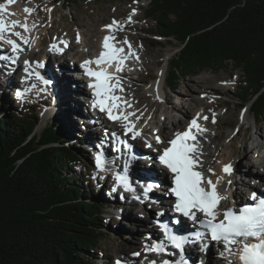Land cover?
I'll return each instance as SVG.
<instances>
[{
	"label": "trees",
	"instance_id": "obj_1",
	"mask_svg": "<svg viewBox=\"0 0 264 264\" xmlns=\"http://www.w3.org/2000/svg\"><path fill=\"white\" fill-rule=\"evenodd\" d=\"M133 1L149 2L148 42L179 49L167 62L169 89L231 66L243 74L234 101L264 122V0ZM8 113L0 104V264H90L82 256L96 255L108 224L103 195L75 170L83 149L70 145L60 115L37 134V113Z\"/></svg>",
	"mask_w": 264,
	"mask_h": 264
},
{
	"label": "rangeland",
	"instance_id": "obj_2",
	"mask_svg": "<svg viewBox=\"0 0 264 264\" xmlns=\"http://www.w3.org/2000/svg\"><path fill=\"white\" fill-rule=\"evenodd\" d=\"M23 1L29 2L32 0ZM35 1L39 9L37 16L38 18L42 17L44 19L41 26L43 24L45 27H40L42 28L41 36L44 39L42 40V43H40V46L37 47L34 53V58L39 59L42 56L41 53L43 48L47 47L49 44L48 37L57 32L67 34L74 38L75 27L78 26L82 28L84 36L88 37V42L97 43L98 40L104 36L105 32L102 34L104 26L111 24L115 20L120 22L123 20L126 23L131 24V26L135 25L133 26L134 28L129 27V29H120L119 31L120 35L125 38L132 37L136 42V53L142 54L141 62L135 67V69H133L130 79L126 80L127 83L132 85L129 94L135 95L136 104L138 105L139 103L142 108H147V114H151V116L153 112H156V115H154V118H156V124L162 123L166 118L164 128L167 132L171 129V126H175L176 124H179L178 127L180 129V123L177 122L183 118L187 111L192 112L190 114V116H192L194 112L201 107L203 109L205 108L206 112L212 111L213 108H218L216 113L218 117L213 116L209 119L210 135H208V138L203 142V152L207 155H214L215 157H208L206 158V161H215V159L217 160L223 154L229 153L233 154L232 156L234 160L237 158V161L239 160V156L243 162L246 158V162L248 161L250 163L249 168L254 174H260V172L264 170L261 168L264 156L260 157V151L264 148V122L258 124L255 128V117L250 106H247L242 110V108L238 106L239 103L234 101L236 89L243 80L242 71L235 70L233 67L228 66L220 73L204 72L196 77L186 78L176 91L169 89L167 87V62L176 52L179 51V49H175L176 47H172L168 44L163 48L155 47L148 42L149 36L146 31L155 24L146 18V11L149 5L148 1H142L139 5H136L133 0H113L110 2L84 0L80 1L75 8L70 9L66 8L63 0ZM134 10L135 14L133 15ZM129 17H131V22H129ZM48 20H52L53 25H51ZM159 40L162 41V39ZM97 47L96 44V48ZM77 50L78 49H75L71 53L72 56H70L72 59L77 56ZM70 56L67 57L70 58ZM64 62L67 63L66 60ZM67 66L68 65H66V67ZM162 73H165V83L162 90V96L165 98L164 103L157 101L153 96L154 94L150 91L151 88H149L150 85L159 79ZM65 76L71 79L72 75L71 73H67ZM79 86L82 85H78V88ZM206 93L212 94V96L208 99L203 97V99L202 94ZM5 96L6 94L3 92L2 88L0 93V103H3L4 101V103L8 105L9 116L17 113L20 115L25 113L30 115L32 110H35L21 111L20 109H23L26 105L22 108V105L11 102L9 100L11 97ZM79 105L82 109L87 108L83 106V103L82 105L81 103ZM74 106V102L70 99L67 103L68 109L63 110V114L68 115L66 119L67 122L64 123V133L69 134V136H67L70 140V145H77L83 139L82 137L88 136L90 146L96 148L97 145L93 146V144H96L98 140L96 134L99 136V131L101 129L97 130V126V128L95 127L92 130L91 128L86 129L83 127L84 125L81 121L72 119ZM183 106L184 108H181ZM43 111L44 107H41V112L39 111V113L42 114V118L40 117L42 121H40V125L36 130L37 134H40L43 131L48 120L45 119L46 117ZM69 115H72V118ZM7 116L8 115L4 117ZM213 119L215 120V123L212 122ZM249 126L251 127L250 129H248ZM84 129L90 131L84 132ZM79 145H81V143ZM233 146H235L234 150L232 148ZM142 147L143 149L145 148L143 143ZM255 147L256 150H258L256 152L254 150ZM88 150L89 151L87 152L83 150L81 156L83 164L82 168L76 166L75 170L80 173L82 172L84 175L89 173L90 192H93V195H95L96 192L94 191L96 190L102 192L101 195H103V198L100 202L102 204L104 203L106 208L105 212L107 213V216L108 213L110 214L108 217L110 219L108 222V228L106 229L105 240L99 246L96 255L90 256L86 254L82 256V258L90 264H115L116 258L130 257V253L135 252L136 247L138 246L136 243L137 239L141 236L144 238V233H146L145 229H141V227L139 229L138 227L141 225L140 223H142L141 221L144 219V216L148 215V213L155 218L156 209L155 207L150 206L149 209L145 210L140 205H138V209H135L134 204V206L126 208L127 211L124 213L126 218L124 220H122L123 218L119 220L117 215L111 213V209H109V207H112V201L108 199L111 194V184L107 183V181H102V179L99 183L95 182L93 176L95 160L92 158L93 153H91L89 148ZM242 166L245 165L243 164ZM79 168L82 170L80 171ZM245 171L247 170L242 169V172H244L245 175L242 176L240 185H237L239 193L243 192V190H247L243 181L248 183H251L250 181L253 182V178H250L249 175L247 176V172ZM84 187L88 192L86 184ZM108 205L109 207H107ZM127 212L128 214L130 213V216ZM128 219L130 220L128 221ZM134 227H136L137 231ZM133 236L138 238L135 239ZM217 253L218 251L215 247L210 250V257L213 256V258L210 259V264H218L215 263V260H217ZM226 264H228V261Z\"/></svg>",
	"mask_w": 264,
	"mask_h": 264
},
{
	"label": "snow or ice",
	"instance_id": "obj_3",
	"mask_svg": "<svg viewBox=\"0 0 264 264\" xmlns=\"http://www.w3.org/2000/svg\"><path fill=\"white\" fill-rule=\"evenodd\" d=\"M14 2L15 0H7V4H0V44H7L14 54V57H0V59H12L13 62L19 58V53L23 51L17 41L25 44L30 42L29 38L23 36L21 31H16L18 27H22L24 32L30 31L26 22L20 25L17 22L5 20L6 14L11 15L6 13L7 8ZM24 11L30 14L32 9L25 8ZM134 14L135 10L133 11ZM129 22H131V17H129ZM116 26H118V22L113 21L112 25L106 27L109 31H114ZM13 36L17 39L13 40L11 38ZM114 39V36H105L103 51L96 59L85 60L81 67L84 68L85 75L95 81L89 84V87L93 89V107L106 113L110 120L123 122L128 121L129 116L134 115V113L124 112L120 103L122 97L116 95L117 89L123 92L121 78L117 74L123 70L129 56H135L136 54L132 51L130 44L128 53L124 54L123 48H117L111 43ZM77 42H79V36H77ZM123 43L128 44V41L125 39ZM50 50L60 51L55 44L52 45ZM25 64V71L28 72L27 62ZM90 65H96L99 70H94ZM109 67H114L115 73L109 72ZM28 74L31 75V73ZM36 78L42 79L38 73ZM44 84L48 85L49 81L44 80ZM22 95L23 93L17 92V96ZM124 104L128 107L131 106L127 101H124ZM200 118L199 116L193 118L186 131L176 133L175 139L168 142L170 146L163 149L158 156V160L172 174L170 193L175 197V211L194 224L199 225V228L205 231H197L195 239H191L188 236L174 232L165 223L158 221V226L163 230L167 244L180 254V259L175 264H188L183 257L185 246L196 242V240H204L207 237L223 246L220 256L227 259L228 264H233V260L229 259L230 257L238 258L240 264H264V196L252 192L250 200L254 202L253 204L244 205L239 209L221 210V202L227 199L225 195L218 191V185L223 180V176H218L213 181L202 170L203 165L200 160L202 152L198 136H203L207 130L198 123ZM202 119L208 120V117L204 116ZM212 122L215 123V120L213 119ZM124 128L125 134L131 133L132 139H136L141 135L139 131L135 130V125L132 123H125ZM121 143L124 144L125 148H129L126 142ZM156 143H163L159 136L156 137ZM148 147H152V145L148 144ZM132 159H135V156H130L129 160L125 162L123 173L114 172L113 178L116 183L112 191L115 192L118 188H122L125 192L133 193L134 199L140 200V197L135 194V189L132 187L126 172ZM109 165L110 162L102 153L95 156V166L99 172L109 171ZM207 172L215 175L211 168ZM222 172L227 176H231L233 173L232 165H224ZM227 183L231 184V181L229 180ZM154 186L153 184L144 186L145 199H148V193ZM159 215H163V213ZM146 251L157 254L163 253L166 251L165 242L158 241L146 245ZM139 255L140 253H133L134 257ZM115 264H126V262L117 259ZM152 264H156V262L153 261ZM164 264H169V262L165 261Z\"/></svg>",
	"mask_w": 264,
	"mask_h": 264
},
{
	"label": "bare ground",
	"instance_id": "obj_4",
	"mask_svg": "<svg viewBox=\"0 0 264 264\" xmlns=\"http://www.w3.org/2000/svg\"><path fill=\"white\" fill-rule=\"evenodd\" d=\"M17 1H20V0H17ZM14 10H15V13L18 15V16H21V15H23V12H21V10L19 9V6L17 5L15 8H14ZM29 28H30V31H28V32H26L25 33V35H23V36H25V37H27V38H29V40H30V42H31V40H35V36H36V32H37V30H38V26L37 25H35V27H33V25L31 24L30 26H28ZM88 37H83L82 38V41H81V43H80V45H76V49H78L77 50V56L76 57H74L73 59L71 58V56H72V54H69L68 56H70V58L69 57H67V59H66V61H67V64H68V66H70V63L71 62H82V61H84V60H86V59H88V58H90V56H92V55H95L97 52H96V50H97V48L102 44V40H103V38L102 39H100V40H98V42L97 43H94V42H88ZM40 43H41V39L36 43V44H34V45H30V44H27V47H28V51H29V53H28V57H31L32 56V52L34 51V49H36L37 47H39V45H40ZM96 44H97V48H96ZM96 49V50H95ZM96 52V53H95ZM65 66V65H64ZM60 69H65V67H61ZM68 72H65V73H60V72H57V71H55V70H53V77L51 78L52 79V84L51 85H48L47 87H46V89H48V91H49V94H50V91H51V95H50V100L48 101V104H49V110H47L46 112H45V117L47 118L48 116H50V115H52L53 113H55V112H58V113H60V118H61V121L62 120H64V122L66 123L67 122V117H68V115H64L63 114V110H66V109H68L67 108V103H68V101L71 99L73 102H74V110H73V116L72 115H69L72 119H77L78 121H81L82 123H83V127H85L86 129L87 128H91V129H93L94 128V126H91V125H88L87 124V117H86V115H85V113H84V111L85 110H83L82 108H81V106L79 105L80 103H81V105H82V103L83 102H81L79 99H78V95H77V93L75 92V89H74V79H76V80H79V76H81L80 75V73H78V74H76L75 76L74 75H72L71 76V79L70 78H67L66 76H65V74H67ZM128 77H130V75H127V78ZM165 73L163 74H161V76L159 77V79L157 80V81H155L152 85H150L149 86V88H151L150 89V91H151V93L152 94H154V96L157 98V99H159V98H162V90H163V85H164V80H165ZM0 83L1 84H5L6 82H7V79L4 77V76H0ZM73 82V83H72ZM71 84H72V87H71ZM71 87V88H70ZM58 89V92H57V94L55 95V89ZM83 87L82 86H79V90H83L82 89ZM130 99H133V95H132V97L130 98ZM197 102V101H196ZM42 103H45V101H43ZM199 103V102H198ZM200 104V103H199ZM83 106H85L86 107V105L83 103ZM181 108H184V106L183 107H181ZM41 110V107L39 108V106L36 108V110ZM58 110V111H57ZM197 111V110H196ZM180 112H181V110H180ZM186 112V111H185ZM192 112H190V111H187L186 112V114L183 116V118L180 120V121H178L177 123H180V127L186 122V120L190 117V114H191ZM47 115V116H46ZM248 117V116H247ZM104 117H103V115H101V114H99V116H98V119H103ZM152 119V118H151ZM151 119L149 120V119H147V120H145V121H151ZM69 120V119H68ZM64 122H61V127L63 128L65 125H64ZM107 123H106V121H104L103 122V124L101 125V126H103V127H105V125H106ZM164 124H165V122H164ZM164 124H163V126H162V129H161V135L159 136L160 137V139L163 141V142H165V141H167L169 138H170V136H169V134H170V132H167L166 131V129L164 128ZM73 125V124H72ZM179 125V124H178ZM178 125L176 124L175 126H176V130H179V127H178ZM96 126V125H95ZM114 128H116V127H119L118 125H112ZM97 128V127H96ZM98 130V129H97ZM80 133H82V132H80ZM83 134V133H82ZM210 135V134H209ZM147 136H149V134H147ZM83 139L81 140V142H83V144H86V146L90 149V151L92 152V151H94L95 150V148L94 147H91L90 146V141L88 140L89 138H88V136H85V137H82ZM96 138H97V136H96ZM98 139V138H97ZM145 139H147V138H145ZM153 141H156V138H155V136L154 135H152V138H151ZM204 145V144H203ZM94 146V145H93ZM233 148V150L235 149V146H233L232 147ZM96 149H100V146H98L97 145V147H96ZM264 149V148H263ZM256 151H258V150H256L255 149V152ZM233 154H229V153H227V154H223L221 157H219L217 160L215 159V161H205V166L203 167V169H206V170H208L209 168H212V166H214V165H216V164H220V163H232V164H234V165H236L237 166V168H238V170H237V176H236V178L235 179H233L232 180V189H235V191H236V195H239V191H238V187H237V185L239 184L240 185V182H241V180H242V176L243 175H245V173L244 172H242V169H246L247 171H245V172H247V176L249 175L250 176V178H253V180L254 179H256V176L257 177H259V179L261 180V182H263L264 183V158H263V160H262V165H261V168H262V172H260V175H256V174H254V173H252V170H250V168H249V165H250V163L247 161L246 162V158H245V160H244V162L240 159V156H239V160L237 161V158L234 160V158H233V156H232ZM205 157H209V158H214L215 156L214 155H207V156H205ZM214 160V159H213ZM245 165V166H242V165ZM256 165V164H255ZM208 167V168H207ZM120 168V167H119ZM138 169L139 170H142V168L139 166L138 168H136V170L138 171ZM99 172V171H98ZM99 173H101V175L102 176H100L101 178H104L103 177V174H104V172H99ZM137 173V172H136ZM136 173H134L133 172V175H136ZM244 173V174H243ZM242 174V175H241ZM241 175V176H240ZM238 176H240L239 178H238ZM251 183H248V182H245V181H243V184H244V186H246V189H248V190H254L253 189V183H252V181H250ZM138 184L140 185V183L138 182ZM243 186V185H242ZM254 192V191H253ZM116 208H119L120 210H117V212H122L121 214H120V219L121 218H123L122 220H124L126 217L124 216V213L127 211L126 210V205L125 204H123V203H118L117 204V206H116ZM122 208H123V210H122ZM139 208V206L138 205H135V209H138ZM127 214H128V212H127ZM130 214V213H129ZM128 214V215H129ZM130 216V215H129ZM150 219L152 220V216L150 215V213H148V215H145L144 216V219L141 221L142 223H140L141 225L139 226V225H137V226H139L138 228L140 229V227H141V229H145L146 230V233H144V238L141 236V237H139V239H137L136 237H134L133 236V238H135V239H137V241H136V243L138 244V243H140L139 245L141 246V248L143 247V243L144 242H148L149 241V238H148V235L147 234H152V229H150V227H149V224L151 223V221H150ZM130 219H128V221H129ZM135 229H136V227H134ZM136 231H137V229H136ZM151 238H153V236L151 237ZM198 252H197V250H195V248H193V249H191V248H188L187 249V254H188V258H186V257H184V259L187 261V260H189V261H192L193 262V264H210V259H212L213 258V256H211L210 257V252H207V253H205L203 256H200V255H198L197 254ZM158 257L160 258V259H162L163 257H168L167 255H165V254H162V255H158ZM178 259H180V254L178 253L177 255H176V259H174V261H177ZM222 261H226V260H224L223 258H222ZM215 263H218V264H221L220 263V261H218V260H215Z\"/></svg>",
	"mask_w": 264,
	"mask_h": 264
},
{
	"label": "water",
	"instance_id": "obj_5",
	"mask_svg": "<svg viewBox=\"0 0 264 264\" xmlns=\"http://www.w3.org/2000/svg\"><path fill=\"white\" fill-rule=\"evenodd\" d=\"M38 129V128H37Z\"/></svg>",
	"mask_w": 264,
	"mask_h": 264
}]
</instances>
